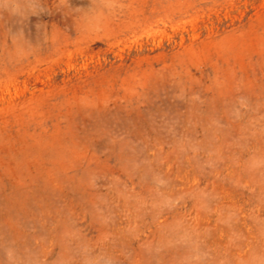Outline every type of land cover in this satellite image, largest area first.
<instances>
[{
	"label": "rangeland",
	"instance_id": "1",
	"mask_svg": "<svg viewBox=\"0 0 264 264\" xmlns=\"http://www.w3.org/2000/svg\"><path fill=\"white\" fill-rule=\"evenodd\" d=\"M0 264H264V0H0Z\"/></svg>",
	"mask_w": 264,
	"mask_h": 264
}]
</instances>
